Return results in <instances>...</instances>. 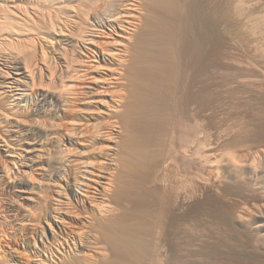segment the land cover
Returning <instances> with one entry per match:
<instances>
[{
  "label": "bare ground",
  "instance_id": "1",
  "mask_svg": "<svg viewBox=\"0 0 264 264\" xmlns=\"http://www.w3.org/2000/svg\"><path fill=\"white\" fill-rule=\"evenodd\" d=\"M191 1L0 0V101L2 103V101L15 99L18 93H25L38 86L41 113L50 109L53 116L57 117L61 112L68 110V104L71 106L72 103L78 102L83 106L82 109L77 110L72 105L76 109H74L75 116L77 113L86 122L82 120V124H76L71 120V124L75 123L73 125L77 127L78 132L72 129V132H76L73 133L77 135L76 138L87 140L89 148L86 147L87 154L80 152L81 155H85V158L79 164L76 160L80 159V154L76 152L79 155L74 160L72 155L74 153L68 151L70 154L62 156L58 162L63 164L61 162L67 160L71 163L76 162L77 166L80 165V179L78 178L79 181L74 183L76 185L73 189L77 197L87 199L94 187L97 191L95 194L101 202L94 204L97 214L95 218H100L97 226L100 227L99 233L104 234V241H106L105 246H102L103 248L109 246L107 249L109 252L107 251V254L104 251L107 247L103 249L102 246H97L96 248H102L105 257L107 254L105 260L111 255V262L106 260L108 264H165L163 262L167 261L165 259L169 254L179 252L175 250V246V251L172 250L168 242L175 239L183 241L185 211L190 202L189 194L185 192L184 181L190 182L193 178L192 176L188 178V172L195 168H191L190 158L193 159L195 155L200 156L198 147L206 144L201 142H207L206 137L204 141L200 137L207 134L208 138L214 139L215 143L213 141L214 144H212L214 146H211L209 150H217V146H222L226 142L228 137H225L224 142V136H229L231 132L235 133V130L241 127L236 126L237 123L233 127L237 128L233 130L230 123L219 120L220 125L223 122L225 126L229 124L231 127L227 126L226 131L228 128L234 131L228 130L229 134L226 132L223 134L225 126L224 129L219 126L218 120L217 124L216 120L214 124L212 121L215 118L213 117L212 120V116H219L217 114H223L225 110L219 108L220 111H215L216 106H213L214 109L209 108L210 104L205 108L203 94L201 95L199 91L200 87H195L198 93L194 92L192 87L199 74L196 75V69L194 70V66L189 63L190 55L186 49L187 41H189L188 24L192 20V15H189L192 9L189 5L194 0ZM211 1L214 5L215 1ZM256 1H258L257 6L259 1L264 4V0ZM243 3H245L244 0ZM215 9L218 8L215 7ZM217 14L215 17L211 16L210 20L215 19ZM259 14L258 24H256L259 32L257 27L254 28L263 39V43L261 39L258 41L262 43L257 49L259 57H255L257 54L254 52L252 54V50H248V47L246 51H240L239 47L247 42L242 43L248 37L243 36L246 34H242L243 41L240 39L242 44L238 39V41L235 40L240 31L234 33L237 35L235 39L232 34L233 40L238 42L237 45L239 43L241 45L237 46V49L232 47L234 50L231 53L233 55L231 59L233 60L232 63L229 62L231 67L227 68L231 69L230 72L232 71L234 77L236 76L233 82L238 89L234 86L236 89L234 91L240 89L243 92L238 91L239 99L240 96L245 95L244 97L253 100L264 94V11ZM197 18L199 17H195L196 21ZM202 20L206 23L209 21L205 18ZM250 21L246 22L249 27ZM247 24L244 23V25ZM242 27H244L242 31L249 30L243 25ZM251 37L255 36L252 34ZM256 39L258 38L254 41H257ZM233 45H236L235 42ZM201 59H203L202 56ZM196 84H198L197 81L194 86ZM235 100V97L233 101L228 100L231 101L230 107ZM227 102L226 105L229 104ZM235 104L238 105L237 102ZM73 108H71L72 111ZM230 112L229 115L232 114ZM234 116L227 117L229 120L231 118L235 120ZM236 122H231L232 126ZM242 130L238 129L236 132L239 133ZM73 134L71 137L74 138ZM237 138L236 141L239 140ZM86 140H83V144ZM242 140L244 139L239 141ZM209 141L212 140L209 139ZM197 143L198 149L193 148ZM235 145L225 147L230 157L227 168L208 174L200 173L202 172L200 170L193 171L195 173H191L195 178L192 181L201 195L211 193L210 195L223 198L230 204L231 214L227 227L233 233L231 239H234L228 243L235 242L233 259L242 256L245 257L244 259L253 260L250 258L256 257L255 259H262L264 262V148L248 146L250 149L242 151L243 145L237 144L236 147ZM28 146L30 148L26 150V153L30 156L28 159H31L35 152L32 151L35 144H28ZM4 151L7 152V150ZM22 191L27 194V191ZM198 194H195L196 197L191 195L199 199ZM25 198L29 200L30 196L27 195ZM121 206L126 207L125 213L128 212V215L122 216L123 218L120 216L121 213H118L119 210L123 212L120 209ZM87 222L89 223V220ZM155 225L157 226L154 227ZM102 226L105 228L103 229ZM90 227L86 226L79 233L78 247L80 248L77 250V253L80 252L79 255L84 252L81 249L86 250L89 235L91 236ZM151 232L156 245L160 246L164 243V246L158 247L157 253H147L152 256L150 258L146 256V250L152 248L146 249V246H152L153 243L150 241L154 240L149 236V239H152L149 241L146 236ZM238 238L243 239L245 243V246L242 242L238 243L240 247L241 245L245 247L244 249L241 247L240 250H244L241 254L236 252L239 251L236 250V241H240ZM174 244L171 243V246ZM229 247L231 251L234 249L232 245ZM225 248L228 250L227 247ZM98 252L97 256H101L98 258H104L102 252L99 255ZM180 253L182 254V251ZM146 257L150 258H147V262H145ZM96 260L94 259L95 262ZM103 263H105L104 259ZM36 264L42 263L36 262Z\"/></svg>",
  "mask_w": 264,
  "mask_h": 264
},
{
  "label": "rangeland",
  "instance_id": "2",
  "mask_svg": "<svg viewBox=\"0 0 264 264\" xmlns=\"http://www.w3.org/2000/svg\"><path fill=\"white\" fill-rule=\"evenodd\" d=\"M188 1H191V0H188ZM213 1H215L217 4L215 5V2H214V5H213L211 0L210 1L194 0V2L192 3L190 2L191 5H189L190 8L192 9V10L189 9L191 10L189 15H192L194 17L193 18L191 16L192 20L195 19V17H199V18L204 17L207 20L209 19V21L213 19L212 21L216 23L214 25V23L211 21V23H213L212 25L209 21L207 23L205 22V20L203 21L202 19L204 18H201V19L197 18V21L196 19L195 21L190 20L189 22L190 25L188 24L189 30H188L187 36H188L189 41H187V46H186L187 51H189L188 55H190V57L188 56V58H190L188 59V61L194 66L193 67L190 64L194 68V70L196 69L195 70L197 71L195 72L197 73L196 75L199 74L200 76V78L199 76H197V79L195 80V82L194 80L192 81L194 82L192 84V87H194V92H197L198 90L197 89L195 91V87L196 88L197 86L200 87L199 91L201 95L203 94V97L202 96L201 97L203 100V104L205 102V105H204L205 108L210 104L211 106L209 105L208 106L209 108L211 107L213 108V106H216L214 107L215 111L219 110L220 108V110L223 109L225 110V112L228 113L227 114L223 111L222 112L223 114H220V113L217 114L219 116H216L215 114H213L215 116H212V120L214 118L215 119L211 121L214 122V124H215V120H216V124H217V120H218V124L219 123L221 124L219 120H222L225 123H230L231 124L230 126L232 127V129L235 130L237 127L236 128H233V127H235V124L238 123L236 126L240 125L241 127L239 126L240 128H237L236 130L238 131L239 129V131H241L242 128L243 130L242 132H239V133H237L235 130V133H237L236 135H238L236 136L235 133L231 132L233 131L232 129H230L231 131L229 130V128H231L229 124H227V126L229 127L227 131H226L227 126H225L226 125L225 123L222 122V125L224 124L223 126L219 124V126H221L222 128L225 126L224 127L225 129L223 128L224 131L222 129L223 134L225 132L226 134H229V132H231L233 134V137L231 133L229 135L230 137L228 135L224 136V142L226 139L225 137H228V138L226 139V142L224 143V145L216 147L217 150H209L211 146L212 147L214 146L212 145L215 143L214 139L208 138L207 134H204L202 138L200 137V139H202L203 141L206 140L207 138V142L206 141L201 142V144L202 143H206V144L204 145L202 144L200 147H198L199 142L197 141L198 142L197 145L195 144L196 146L195 145L193 146V148L198 147L199 148L198 154H199V151L201 154L200 156L195 155L193 159L192 157L190 158V161H189L190 166L191 168H194V167L195 168L194 170L190 168L191 171L189 170L190 172H188L189 179L191 178V176L195 178L193 173H195L198 170L202 171V172L199 171L200 173L208 174L210 172L217 173V172H220L222 169L227 168L229 166L228 164H230V160H229L230 157L228 156V152H226V148H228L229 145L234 147V145L236 144L235 142L237 141L239 142V143L237 142V144H240V146L243 145L242 147L244 149L242 148L243 149L242 151H244L247 148L248 149L254 148L255 146L264 148L263 147L264 146V94L261 93L262 96L255 97L257 99L253 98V100L257 102L253 101L252 98L250 99V98L244 97L245 95L240 96V99H239L238 95L241 90L239 89L240 91L239 90L234 91L236 90L235 88H237V86L233 82L236 79L235 78L236 76L234 77V74L231 73L232 71L230 72L231 69L228 70L231 67L230 65L233 60L231 59L233 58V55L231 54L233 53L232 51L235 49V47L237 49V46L239 47L242 43L247 41L246 42L247 45L246 43H244L245 45L242 44L239 47L240 51H244V50L246 51V48L248 47L247 48L248 50L250 49L252 50V54L253 52L254 54L259 53L257 49L263 43V39L261 38L262 36L260 35V33L258 34L259 28L257 27L256 24H258L257 20L259 19L257 18H259L258 17L260 15L259 13H262V11H264V8L263 10H260V8L262 9V7H264V4H262L263 2L261 3L259 1L258 6H257L258 1L256 0H247V1L244 0L246 4L243 3V0L241 1L239 0L241 4L240 2H235L236 0H234V2L232 0H213ZM234 3L236 4L238 3L239 5L238 4L235 5ZM215 7H217L218 9L216 10ZM211 10H212V13H211ZM257 10L258 11L260 10V11L258 12ZM215 13L217 14L216 18L215 19L212 18L210 20L211 16L215 17L216 15ZM249 20H251L249 23H251L250 24L251 26H254L253 28L251 26L249 27V24L246 23ZM236 23L237 24L240 23V24L237 25ZM244 23L247 25H244ZM254 23L256 26L253 25ZM242 25L245 26V29L246 27L249 28L250 32L248 29H247L248 33L245 32L246 30L242 31L244 29ZM256 27L258 28V32H257V29H254ZM255 30L257 33L255 32ZM201 31L204 33H202ZM236 31H240V33L237 34L238 36L240 35L239 37L235 35ZM252 31L255 33H253ZM206 33L207 35L205 36ZM243 33L246 34L243 36L245 37L248 36L247 37L248 40L246 38L244 39L245 41H243V37H242ZM250 33H252L253 36L255 37L254 38L251 37L252 34ZM232 34L234 35V39L236 36L238 37V38L236 37L235 39L236 41L239 40V42L241 43V40H242L243 42L237 45L238 42L233 40ZM255 34H258L259 36L258 35L256 36ZM213 37H216V38H213ZM255 38H258L256 39L257 41H254ZM260 39L262 43L258 42L260 41ZM234 42L236 44L235 46L233 45ZM250 42L253 44L254 48ZM256 43H257V47H256ZM232 47L234 48L233 50H232ZM244 47L245 49H243ZM200 55L202 56L203 59H201ZM256 56L259 57L260 55L257 54L255 55V57ZM225 68L227 69L225 70ZM196 81L198 84L194 86ZM228 83H231L232 85L233 84L234 85L232 86L231 84H228ZM227 84L230 85L229 87L231 88V91L228 88ZM234 86L236 87L234 88ZM37 87L38 86H35L32 88L33 90L30 89L29 91H26L25 93H18V97L16 96L17 98L10 99L9 100L10 102L2 101L1 103L0 101V263L4 261L7 263L3 262L1 264H36V262H41L42 264H72V263L73 264H88V263L89 264H96V263L97 264H108L106 260H109L111 262V258H112L110 255V257H108L105 260L109 252L107 250L109 249L108 248L109 246H106L107 248L104 247L106 248L104 251L106 252L108 251L107 254H105L106 255L105 257L103 255L105 252L101 249L103 248L102 245L105 246L106 241H104L105 239L104 234L102 233L103 235L102 236L99 233L100 231L98 228L100 227L97 226V223H99L100 218L99 217L98 219L95 218V216L97 215L96 210H95L96 209L95 205L101 202L95 194V192L97 191L95 190V187H94V189L91 190V194H89V197L87 199L77 197L73 192V189L76 185L74 183L75 182L77 183V181H79L80 179V176H79L80 174L79 166L80 165L77 166L75 163L76 162L79 163L80 161H82L85 158V155L83 156L81 154H84V153L87 154V151L89 149L87 145L88 144L87 140L84 138L83 140H86V142H84L83 144V140L78 137L76 138L77 135H74L76 132L75 133L72 132V129L74 131L75 130L77 131V127L73 125L75 123L71 124V120L73 122H76V124L77 123L82 124V120H83V118L77 113L75 116L74 109L76 108L77 110H79V108L82 109L83 106L78 102L72 103L71 106L68 104V107H67L68 110L66 109V111L61 112L57 117L53 116L50 109H48L47 112L45 113H41L40 108H39V99H38L39 94H40V89ZM226 88H228L229 90L228 89L226 90ZM232 88H234L233 91L236 92L235 94L238 97L234 96L235 94L233 93ZM230 92H232L234 95ZM242 93L240 95H242ZM233 97L236 98L237 101L235 100V103L237 102L238 105L235 103L234 105L232 102V105H233L232 106L233 108H232L229 106L231 105L230 103L231 101H228V100L232 99L233 101ZM241 99L243 100L241 101ZM248 99L251 101H249ZM226 102L227 104L228 103L229 104L226 105ZM72 105L75 108H73ZM221 106H223L224 108ZM71 108H73V111L71 110ZM227 109L228 111H226ZM234 109L235 110L237 109V110L234 112L233 111ZM229 111H231L230 114L232 113L233 115H235L234 119L237 122L233 120V118H231L232 121L231 119L229 120L230 117H233L232 114H231L232 116L229 115ZM232 111L234 113L237 112L236 114L238 115L234 114ZM72 113L74 114V117ZM226 114L229 118L226 116ZM216 118H220V119H216ZM238 119L240 120V122ZM83 121L86 122L85 120ZM233 121L236 122L234 123V126H232L233 123H231ZM72 125L76 128L74 129ZM71 133L72 134L74 133L73 134L74 138L71 137L72 136ZM236 138L239 140L243 138L244 140L242 141L244 143L239 140L236 141L235 140ZM209 139H211L212 141H209ZM79 140H82V141L80 142ZM231 142H233V145H231L232 144ZM28 144H35V147L32 149V151H35L32 154L34 157L32 156L33 158L31 157V159H28L30 156H28V154L26 153V150L30 148ZM237 144L235 145V147L237 146ZM4 150H7V152H5ZM68 151L70 153L75 154V155L72 154L74 156L73 158L74 160L75 158H78V155L80 154V152H82L80 156H82L83 158L79 156L80 159L76 160V162L74 161L75 163L73 162L71 163L70 161L64 160L65 162H61L63 164H59L60 162L58 161L62 159L61 158L62 156L65 157L66 155L70 154ZM76 152L79 154H77ZM211 154H214V155L212 156ZM207 156L210 158H208ZM56 159H59V160H56ZM193 178L191 179L190 182H187L186 180H185L186 182L184 181L186 185V186L184 185L186 189L184 190L187 193V195L189 194L188 197H189L190 202L185 211V220L183 223V231H184L183 241H180L179 239H175V240H172V242L170 241V243L168 242V244H170V246L169 245L168 246L172 250H174L176 247L175 250L177 252L179 250V252L178 253L175 252L176 253V254L174 253L175 255L171 253V255L173 254V256L169 254L167 257L168 259L167 258L165 259L167 261H164L163 263L165 264H257V263L264 264L262 259H255L256 257L250 258L253 260L244 259L245 257H242V256H241L242 258L238 257L237 259L234 257L233 259V256H234L233 252H235L234 251L235 242H232L231 244H229L230 241L232 240L234 241V239H231V237L233 236V233L227 227L228 226L227 222L230 219V214H231L230 204L226 200L225 202L223 198L222 199L218 198L213 194L210 195L211 193L201 192L202 193L201 195L200 191L198 190L199 191L198 192L197 189L195 188L194 182L192 181ZM194 180L196 181V179ZM22 190L27 191V194H24ZM197 193H199L198 194L199 199L195 198L196 197L195 194ZM191 194H193V196L195 197H193ZM27 195L30 196L29 200L25 198L27 197ZM122 206L120 209L123 210V212L122 211L120 212L119 210L118 212L119 214L126 212L125 209L127 205H124L126 207H122ZM127 213L122 214V215L120 214V216L122 217L123 215H128ZM88 220H89V223L87 222ZM84 226L85 227L91 226L90 230L92 229L90 233L91 236L89 235V238L87 241V245L88 246L90 245V246L88 247L86 245V250L81 249L84 251L83 252L84 254L82 253L81 255H79L80 252L77 253L78 248H80L78 247L79 246L78 237L80 236L79 233L83 229H85ZM156 226L157 225H155L154 227ZM104 228L105 227H103V229ZM151 235H152V232L150 233V235L146 236L148 237L149 241L154 238ZM149 236L152 239H149L150 238ZM209 237H212V238H209ZM226 237L228 241H226L227 240ZM200 238L203 240L201 241ZM155 239L157 240L156 237ZM178 240L181 245L178 243ZM223 240L228 245H226V243ZM239 240H240L239 242L238 240L236 241V246H237L236 250L237 249L239 250L236 252L241 254L242 252L244 253V250L241 251L240 249L241 247L243 249L245 248L242 246V245L245 246V243L243 242L244 241L243 239L240 238ZM155 242H156L155 240L153 242L150 241V243H153L151 244L152 246L149 245L150 244L149 242H148L149 246H146V249L147 247L148 248L150 247L152 248L150 250L152 251L155 250L153 252L152 251L149 252L150 251L149 249H147L148 252L146 250V256H150V258L152 256L147 255V253L148 254L154 253V252L157 253V251H159L158 247L160 248L164 246V243L159 246V245H156ZM221 242L223 243V245ZM241 242H242V245L240 247L238 243L240 244ZM171 243L172 244L175 243V244L171 246ZM233 243H234V246H233ZM231 245H232V249L234 248L232 251H231V248L229 247ZM97 246H102V248L97 249L98 248ZM180 247L183 248L181 250L182 254L180 253L181 252ZM225 247H227L229 251L226 250ZM154 248H157L158 250ZM99 250H101V252L102 251L104 252V253L102 252V257L104 256V258H98L100 256L99 254L101 253V252H98ZM95 251L98 252L99 256H97V252ZM230 254L232 255V257ZM83 256H85V260H83L84 259ZM163 257H162V260H163ZM217 257L219 258L217 259ZM147 258L149 257H146V259ZM94 259L95 260L97 259L96 262L94 261ZM103 259L105 263H103ZM147 261L148 259L145 262Z\"/></svg>",
  "mask_w": 264,
  "mask_h": 264
}]
</instances>
